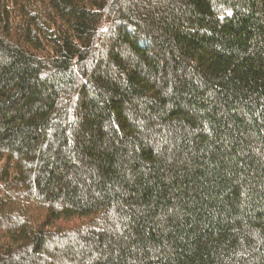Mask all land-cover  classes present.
I'll use <instances>...</instances> for the list:
<instances>
[{
  "label": "trees",
  "instance_id": "1",
  "mask_svg": "<svg viewBox=\"0 0 264 264\" xmlns=\"http://www.w3.org/2000/svg\"><path fill=\"white\" fill-rule=\"evenodd\" d=\"M0 0V264H264V0Z\"/></svg>",
  "mask_w": 264,
  "mask_h": 264
},
{
  "label": "rangeland",
  "instance_id": "2",
  "mask_svg": "<svg viewBox=\"0 0 264 264\" xmlns=\"http://www.w3.org/2000/svg\"><path fill=\"white\" fill-rule=\"evenodd\" d=\"M13 9H15V7L17 5H23V3H26V0H13Z\"/></svg>",
  "mask_w": 264,
  "mask_h": 264
}]
</instances>
